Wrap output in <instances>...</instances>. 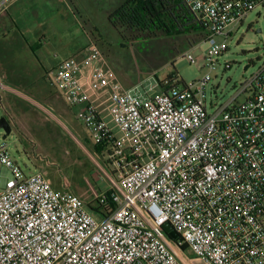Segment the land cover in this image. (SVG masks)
Wrapping results in <instances>:
<instances>
[{
    "label": "built area",
    "instance_id": "built-area-1",
    "mask_svg": "<svg viewBox=\"0 0 264 264\" xmlns=\"http://www.w3.org/2000/svg\"><path fill=\"white\" fill-rule=\"evenodd\" d=\"M184 1L207 37L194 46L202 59L182 58L207 68L203 78L174 74L166 90L141 96L88 35L54 71L52 85L79 107L95 155L86 151L110 184L99 212L41 171L25 172L0 143V170L12 174L0 178V264H264V63L213 112L207 99L232 30L264 0ZM1 90L18 92L0 79Z\"/></svg>",
    "mask_w": 264,
    "mask_h": 264
},
{
    "label": "rangeland",
    "instance_id": "rangeland-1",
    "mask_svg": "<svg viewBox=\"0 0 264 264\" xmlns=\"http://www.w3.org/2000/svg\"><path fill=\"white\" fill-rule=\"evenodd\" d=\"M121 1L21 0L0 19V79L21 93L0 91V119L6 117L12 127L6 138L4 130H0V143L9 144L13 161L25 172L41 171L55 189L73 192L94 207L100 191L107 190L110 184L98 174L87 152L95 155L89 132L76 117L79 107H69L52 85L58 65L74 56L77 48H85L88 35L123 85L141 96L160 91L159 82L169 75L178 74L190 83L209 72L182 58L187 52L199 59L204 56L199 47L185 48V36H159L137 42L122 38L108 21L109 12ZM29 8L34 16L38 15L36 19L28 16ZM227 44L228 50L217 58V70L211 73L212 81L207 86L210 112L235 96L263 65L264 6L252 11L232 30ZM225 64L231 68L226 69ZM245 97L241 95L239 101ZM105 160L103 155L100 161L104 164ZM110 168L113 171L114 167ZM0 178L4 185L12 178L11 171L2 167ZM193 264L202 263L193 257Z\"/></svg>",
    "mask_w": 264,
    "mask_h": 264
},
{
    "label": "trees",
    "instance_id": "trees-1",
    "mask_svg": "<svg viewBox=\"0 0 264 264\" xmlns=\"http://www.w3.org/2000/svg\"><path fill=\"white\" fill-rule=\"evenodd\" d=\"M108 21L122 38H127L126 41L128 38L137 42L159 36H185V48H192L207 37L204 27L184 0H122L109 12ZM127 34L130 36L126 37ZM172 79L173 75H169L165 81H160L159 85L166 90L168 82ZM89 207L99 212L100 208H94L92 204H89ZM181 250L192 259L186 246Z\"/></svg>",
    "mask_w": 264,
    "mask_h": 264
},
{
    "label": "crops",
    "instance_id": "crops-1",
    "mask_svg": "<svg viewBox=\"0 0 264 264\" xmlns=\"http://www.w3.org/2000/svg\"><path fill=\"white\" fill-rule=\"evenodd\" d=\"M20 1L21 0H0V19H4L6 16H8L9 11L11 10V8H13ZM45 1H52V0H45ZM32 10L36 13V9H32ZM26 12H29L28 13V16H30L31 18L36 19L37 16H38V15L37 16L36 15L34 16V14L31 13L30 8H29V10H26ZM21 16L23 17L24 15H21ZM12 23H15V22L12 21ZM90 23L93 25V27H96V24L94 25L93 22H92V20H90ZM96 30H98L97 27H96ZM92 34L95 36V30H93ZM83 50H84V48H77V50L74 52V55L79 54Z\"/></svg>",
    "mask_w": 264,
    "mask_h": 264
},
{
    "label": "water",
    "instance_id": "water-1",
    "mask_svg": "<svg viewBox=\"0 0 264 264\" xmlns=\"http://www.w3.org/2000/svg\"><path fill=\"white\" fill-rule=\"evenodd\" d=\"M0 130H4V138H6L12 132V127L6 117H2L0 119ZM164 229L172 239L175 240L179 237L178 234L173 230V228L169 224H165Z\"/></svg>",
    "mask_w": 264,
    "mask_h": 264
},
{
    "label": "bare ground",
    "instance_id": "bare-ground-1",
    "mask_svg": "<svg viewBox=\"0 0 264 264\" xmlns=\"http://www.w3.org/2000/svg\"><path fill=\"white\" fill-rule=\"evenodd\" d=\"M20 93V92H19ZM23 94V93H22ZM20 95H21V93H20ZM33 102V101H32ZM43 107V106H42ZM52 115V117L56 120V121H58L64 128H66V126H65V124L63 123V122H61L54 114H51ZM73 134V133H72ZM77 138V137H76Z\"/></svg>",
    "mask_w": 264,
    "mask_h": 264
}]
</instances>
